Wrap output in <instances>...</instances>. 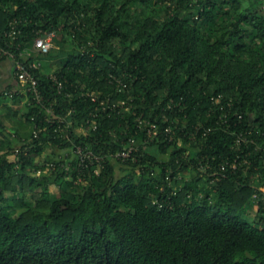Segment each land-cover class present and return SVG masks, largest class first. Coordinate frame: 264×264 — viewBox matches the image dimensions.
<instances>
[{"label":"trees","instance_id":"1","mask_svg":"<svg viewBox=\"0 0 264 264\" xmlns=\"http://www.w3.org/2000/svg\"><path fill=\"white\" fill-rule=\"evenodd\" d=\"M50 32L42 101L0 91V264H264V0H0V46Z\"/></svg>","mask_w":264,"mask_h":264},{"label":"built area","instance_id":"2","mask_svg":"<svg viewBox=\"0 0 264 264\" xmlns=\"http://www.w3.org/2000/svg\"><path fill=\"white\" fill-rule=\"evenodd\" d=\"M8 35L12 37L17 36V30L13 27L8 31ZM55 32H50L47 35H40L35 38L33 49L31 50H20L19 53L14 51L11 48H7L4 46H0V58H11L14 61L15 65V76L18 79V82L22 85V91L32 93L35 100L37 102H41L43 99V94L38 86V79L33 73L34 68H39L42 65V60L38 58H31L34 52L37 53H47L49 52L54 43ZM51 78L58 84V87L61 89L63 87V81L58 79L57 75L52 73ZM18 88H15L17 90ZM49 111L53 112L54 109L52 106L48 108ZM59 122H65L63 117H58ZM71 124V121L67 122V126ZM36 128L34 130L35 136H38L41 132V128L35 125ZM59 128L64 129L62 124H60ZM83 131V130H81ZM152 132V128L149 129L148 133ZM64 137L69 138V133L65 132ZM17 150L16 152H18ZM75 152L79 155V164L80 166H89L91 163L96 164V172L99 173L100 170L104 167V157L96 154L92 149H85L81 145H78L75 149ZM130 151H124L122 153H118L119 156L127 157L129 156ZM51 165V164H50ZM52 166V165H51ZM50 166L47 167L49 169ZM41 172V170H40Z\"/></svg>","mask_w":264,"mask_h":264},{"label":"rangeland","instance_id":"3","mask_svg":"<svg viewBox=\"0 0 264 264\" xmlns=\"http://www.w3.org/2000/svg\"><path fill=\"white\" fill-rule=\"evenodd\" d=\"M66 38H67V44H66V47H72V38H71V36H69V35H67L66 36ZM47 63V64H50V66H49V68H47V71H49V72H52V71H54L55 69H57L59 66H60V62H59V60H56V59H54V58H49V59H47V60H42V63ZM14 69H13V73L15 74V66L13 67ZM11 78H12V80L14 79L12 76H11ZM4 90V89H3ZM0 91H2V90H0ZM28 101V95H25L23 98H22V100L19 102V104L18 103H15L11 98H9V100H8V102L9 103H11V104H15L16 106H22L23 108L25 107V104H26V102ZM4 110V107H3V105L1 104V102H0V111H3ZM4 112V111H3ZM13 122L10 120V119H7L6 120V124L8 125V126H10L11 124H12ZM79 130L81 131V130H83V128H79ZM53 152V149L52 148H46L45 149V151H44V153H43V155H41V156H43L42 158H44L45 157V155H47L48 153H52ZM40 157V156H39ZM10 158L11 159H14L15 158V155H10ZM41 158V157H40ZM47 168H45L43 171H45V172H47ZM43 171H39L38 172V174H41ZM52 193H53V195L55 196V197H58L59 195H60V193H59V189H58V187L57 186H53L52 187ZM7 195L8 196H11L12 195V192H8L7 193ZM248 218H250V219H252V217L251 216H247Z\"/></svg>","mask_w":264,"mask_h":264},{"label":"crops","instance_id":"4","mask_svg":"<svg viewBox=\"0 0 264 264\" xmlns=\"http://www.w3.org/2000/svg\"><path fill=\"white\" fill-rule=\"evenodd\" d=\"M14 61L11 58H5L0 61V90L15 84V74L13 73ZM11 76L14 78L12 80Z\"/></svg>","mask_w":264,"mask_h":264}]
</instances>
